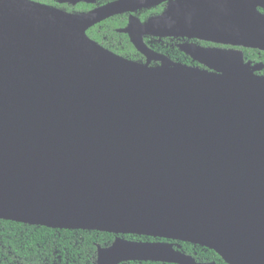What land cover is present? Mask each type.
Wrapping results in <instances>:
<instances>
[{"label": "water", "instance_id": "obj_1", "mask_svg": "<svg viewBox=\"0 0 264 264\" xmlns=\"http://www.w3.org/2000/svg\"><path fill=\"white\" fill-rule=\"evenodd\" d=\"M179 1L160 36L237 49L180 45L199 69L130 36L139 63L86 34L122 9L0 0V220L114 234L95 264H197L122 235L264 264V64L238 50L264 51V0Z\"/></svg>", "mask_w": 264, "mask_h": 264}, {"label": "trees", "instance_id": "obj_2", "mask_svg": "<svg viewBox=\"0 0 264 264\" xmlns=\"http://www.w3.org/2000/svg\"><path fill=\"white\" fill-rule=\"evenodd\" d=\"M258 10L264 14V8ZM120 21V18L108 19L102 24L100 23L97 30V26L91 27L86 34L91 40L117 55L138 61L139 55L131 46L128 37L115 32ZM239 50L243 53L245 62L264 64V51L242 47H239ZM180 61L191 63L185 54L181 56ZM198 68L202 69V66H198ZM258 74L264 75V68ZM115 237L114 234L105 232L51 229L0 220V264H95L97 247L110 246ZM120 237L137 242L159 240L139 235H122ZM179 244L187 250L185 252L188 254L193 255V252H196L198 256L205 257L207 261L226 264L212 250L189 243L179 242Z\"/></svg>", "mask_w": 264, "mask_h": 264}, {"label": "flooded vegetation", "instance_id": "obj_3", "mask_svg": "<svg viewBox=\"0 0 264 264\" xmlns=\"http://www.w3.org/2000/svg\"><path fill=\"white\" fill-rule=\"evenodd\" d=\"M32 1L38 2L41 4H47V6L60 9L70 15H84V14L96 12V11H99L101 9H106V8L122 9L123 11L122 13L109 16L103 19L102 21L94 24L91 27L97 26L96 28L97 30L99 26L103 23V21H107L108 19H111V18L113 20L120 18L121 21L119 23V27L115 28V32L126 35L130 43H131L130 36H133L134 38L141 37L145 46L149 50H151L153 53L166 57L171 62L178 63L186 67H198L200 65L197 62L193 61L187 55L186 57L187 58L189 57L191 63L190 64L182 63L180 59L184 53L180 50L179 48L180 45H184V44L196 45V46H199L205 49H208V48L223 49V50L237 49V48H231L226 45L214 44V43L206 42L202 40L187 39L181 36H175V35H172L174 37L160 36L158 34L160 30H158L157 28L158 27L157 19L161 17L163 14H165L166 12L173 11V9L177 7V4H179L180 2L179 0H155V1L151 0L152 2H150V4H147L146 6L136 5V8L132 11H131L132 5L135 6V4L133 3V0H32ZM184 10L188 14V16H191L197 13V10L195 8L187 7V5H185ZM90 28H88V30ZM171 30L174 32L178 31V29H174V28H172ZM131 46L135 49V51L139 55L138 61L136 60H132V61L139 62V63H145L146 62L145 56L141 54L133 46L132 43H131ZM105 49L114 53L113 51L107 48ZM179 53H181L182 55H180ZM150 65L157 66L159 65V62L151 61ZM145 242H150V241H145ZM153 242H167L172 245L173 249L176 252L193 258L197 264H210V263L216 264L213 261H207L205 257L203 256H200V255L198 256L196 252H193V255L186 253L185 251L187 250L182 248V246L177 241L159 239L158 241H153ZM149 262L150 261H146V262L129 261V262H122V263H130V264H144L145 263L147 264ZM154 263H159V262H154ZM161 264H168V263H161Z\"/></svg>", "mask_w": 264, "mask_h": 264}]
</instances>
